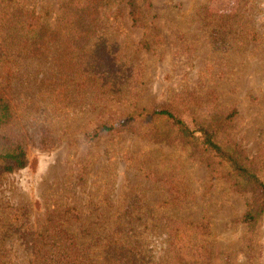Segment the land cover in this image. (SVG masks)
<instances>
[{
    "label": "rangeland",
    "instance_id": "1",
    "mask_svg": "<svg viewBox=\"0 0 264 264\" xmlns=\"http://www.w3.org/2000/svg\"><path fill=\"white\" fill-rule=\"evenodd\" d=\"M148 1L109 0L86 39L68 27L40 45L22 34L9 44L1 30L33 15L56 32L68 0H0V85L12 104L0 143L27 157L0 173V264H53L49 254L65 245L56 232L98 262L264 264V215L243 223L249 195L211 176L193 145L164 126L168 135L153 137L143 117L92 137L153 107L191 128L234 109L227 140L264 159V0ZM221 14L235 16L230 31L215 26ZM201 220L209 233L182 230ZM118 231L130 247L110 244Z\"/></svg>",
    "mask_w": 264,
    "mask_h": 264
},
{
    "label": "trees",
    "instance_id": "2",
    "mask_svg": "<svg viewBox=\"0 0 264 264\" xmlns=\"http://www.w3.org/2000/svg\"><path fill=\"white\" fill-rule=\"evenodd\" d=\"M108 2L109 0H68L59 19L61 26L57 28L56 32H45L43 25L33 15L28 17L18 15L17 18H11L6 22L1 30L2 38L11 44L15 38L22 34L36 38L41 45L45 44L46 40H50L51 35L59 34L63 29L71 27L79 29V31H74V34L71 33V37L84 40L88 35L87 29L97 25V8ZM143 2L148 3L149 1L143 0ZM214 19L218 23L215 26L230 31L233 28L235 16L221 14L214 16ZM135 21L137 22L136 18ZM204 21H207V17L204 18ZM143 25L145 26V24ZM148 36L146 33L145 40L142 42L141 46L144 48L148 47L146 40ZM109 63L106 62L105 64L109 68L108 71H111L113 66ZM81 67L80 64L71 61V68L77 70L78 73ZM87 81L90 79L88 78ZM5 84V87L0 85V127L5 125L12 115L11 92L8 83ZM236 113L234 109L224 110L191 128L173 110L167 107H153L138 113L136 116L129 114L121 122L102 125L92 137L126 128L133 121L142 117L148 119L154 124V128L151 127L150 130L153 137L162 138L165 133L168 135L170 132L180 141L193 145L200 163L207 167L211 176L226 180L236 191L249 195L242 222L249 228H253L264 215V159H250L239 146L227 140L226 133ZM163 126L169 131H161ZM0 146L3 147L0 149V173H11L26 167L27 157L22 146L5 144L4 142L0 143ZM131 224L130 221L123 222L122 228L131 226ZM185 228L194 233H209V225L206 220L185 221L184 228H182L184 232H186ZM121 231L115 232L110 244L120 246V250H123L130 247V244L127 242V236H121ZM54 238L59 239V245L63 242L65 245L56 252L49 254L48 259L49 261L53 259V264H113L107 259L98 262L95 252L80 244L74 235L56 232ZM188 245L190 249L194 246L192 243H188ZM182 264L186 263L182 261Z\"/></svg>",
    "mask_w": 264,
    "mask_h": 264
}]
</instances>
